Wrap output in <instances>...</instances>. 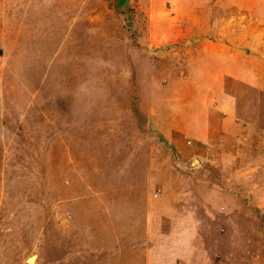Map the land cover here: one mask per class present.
I'll return each mask as SVG.
<instances>
[{"label":"rangeland","instance_id":"374dc122","mask_svg":"<svg viewBox=\"0 0 264 264\" xmlns=\"http://www.w3.org/2000/svg\"><path fill=\"white\" fill-rule=\"evenodd\" d=\"M149 4L162 7L0 0V264H147L141 200L162 213L170 171L264 165V93L248 138L215 160L180 156L151 126L150 103L183 75L170 45L144 43Z\"/></svg>","mask_w":264,"mask_h":264},{"label":"crops","instance_id":"0c3cea01","mask_svg":"<svg viewBox=\"0 0 264 264\" xmlns=\"http://www.w3.org/2000/svg\"><path fill=\"white\" fill-rule=\"evenodd\" d=\"M159 2L148 6L144 43L170 45L183 78L169 77L166 100L150 103L147 120L180 156L215 160L222 147L246 139L242 130L262 108L255 94L264 93V0ZM241 169L252 179L236 176ZM188 170L186 181L170 171L162 213H150L146 195L141 200L149 218L147 264H264V165ZM217 170L226 175L216 177Z\"/></svg>","mask_w":264,"mask_h":264},{"label":"water","instance_id":"95a60500","mask_svg":"<svg viewBox=\"0 0 264 264\" xmlns=\"http://www.w3.org/2000/svg\"><path fill=\"white\" fill-rule=\"evenodd\" d=\"M126 2V0H117V5H121L123 7L124 3ZM187 165L191 166V163H187Z\"/></svg>","mask_w":264,"mask_h":264},{"label":"bare ground","instance_id":"6f19581e","mask_svg":"<svg viewBox=\"0 0 264 264\" xmlns=\"http://www.w3.org/2000/svg\"><path fill=\"white\" fill-rule=\"evenodd\" d=\"M120 8H122V6L121 5H118Z\"/></svg>","mask_w":264,"mask_h":264}]
</instances>
